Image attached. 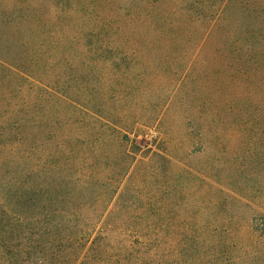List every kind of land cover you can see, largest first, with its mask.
<instances>
[{
    "label": "rangeland",
    "instance_id": "obj_1",
    "mask_svg": "<svg viewBox=\"0 0 264 264\" xmlns=\"http://www.w3.org/2000/svg\"><path fill=\"white\" fill-rule=\"evenodd\" d=\"M128 1L121 4L119 0H0V205L3 195L9 193L14 197L24 181L40 183L43 190L50 186L53 195L61 198L70 191V180H85L86 168L79 163V158L83 159L81 152L70 153L69 133L78 134L80 129L79 126L69 129L71 113L66 97L75 102L101 100V104H107L110 98L103 94V89L116 82L122 84L124 111L138 119V125L129 130L145 138H140L143 141L139 149L127 145L135 152L134 162L121 179L109 211L121 209L117 205L119 194H128L129 199L130 195L137 196L134 191L142 194L152 191L163 203L177 205L174 212L183 209L184 218L203 226L197 240L207 247L215 238L206 226L231 229L230 219L248 215L235 194L251 198L260 208L264 204V165L254 168V184L249 183V188L243 185L240 173L243 154L238 112L244 90L241 71L224 70L226 78L211 71L210 75L220 76L213 75L205 82L198 68L176 72L173 61L164 59L162 63L165 48H152L149 52L141 45L135 47L137 54L116 63L114 70L119 71L118 77H113V72L103 77V71L97 73L92 62L95 54L106 50L99 39L118 33L114 29V33L104 34L101 29L105 22L117 27L120 18L117 12L119 9L126 12ZM108 41L106 47L116 45L111 39ZM213 49V40H207L200 54ZM85 54H90L89 66L95 69L91 77L82 76ZM105 63L97 61L99 68ZM109 69L105 65V70ZM223 81L222 93L218 88ZM123 86L130 87L123 89ZM132 87L138 89L133 96L128 90ZM105 145L104 140H99L94 146V154L98 156L94 178L98 186L108 182L110 176L114 180L113 173L120 168L105 162V155L115 162L112 160L115 150ZM158 154L165 155L171 163L163 162ZM180 171H187L197 179H191L190 183L179 180ZM222 185L229 196H225L226 202L224 195L221 198L218 194ZM76 192L73 190V198ZM217 199L219 202H215ZM59 204L58 210L68 208L83 213L89 210L82 204L72 207L64 202ZM12 208L18 210L16 202ZM241 236V239L230 235L219 237V244H229L235 238L246 242L245 231ZM21 244L17 241L10 249L0 247V264H49V259L44 262L42 255L44 250L47 254V246ZM20 250L28 254L20 255ZM202 259L203 264L210 261L208 250Z\"/></svg>",
    "mask_w": 264,
    "mask_h": 264
},
{
    "label": "trees",
    "instance_id": "obj_2",
    "mask_svg": "<svg viewBox=\"0 0 264 264\" xmlns=\"http://www.w3.org/2000/svg\"><path fill=\"white\" fill-rule=\"evenodd\" d=\"M119 2L123 4L125 0ZM128 4L126 12L122 9L117 12L120 17L117 27L110 22L103 24L102 33L115 29L118 34L99 39L106 50L95 54L96 59L92 60L97 73L103 71L105 77L113 72V77H118L119 71L114 70L116 63H122L125 56L137 54L135 47L141 45L149 52L152 48H165L162 63L164 59L173 61L176 72L198 68L205 82L209 77L220 76L210 75L211 71L223 74L224 70H240L244 86L238 112L243 154L240 173L244 177L243 185L249 188V183L254 184V168L264 165V0H129ZM109 39L116 43L112 47H117L113 49L115 52L106 47ZM207 40H213L214 49L200 54ZM89 56L85 54L84 77L95 73L89 66ZM97 61L106 62L113 70H105V65L99 68ZM131 62L135 61L131 59ZM210 83L208 85L214 89ZM223 84L224 81L218 88L222 93ZM127 87L130 86L123 89ZM121 88L122 84L116 82L106 85L103 94L110 98L107 104H101V100L75 102L65 96L71 113L69 129L76 126L80 129L78 134L69 133L70 153L81 152L83 159L79 158V163L86 168L85 180H70L72 187L61 198L53 195L50 186L43 190L40 183L25 181L14 197L4 194L0 205V247L10 249L17 241L23 246L45 245L48 251L47 254L43 251V261L49 259V264H203L207 250L210 261H205L206 264H264V204L260 208L242 194H235L240 199L231 200L248 210V215L239 214L236 220L230 219L231 229L206 226L215 238L207 247L197 240L203 226L184 218L183 209L174 212L177 205L163 203L152 191L145 194L134 191L137 196L130 195L129 199L128 194H119L117 205L121 209L109 211L121 179L134 162L135 152L127 145L139 149L143 141L140 138H145L129 130L138 125V119L124 111L126 104ZM128 90L131 96L138 92L133 87ZM99 140L115 150L114 158L109 157L115 162L109 161L106 155L103 156L105 162L123 168L113 173L114 180L110 176L108 182H101L100 186L94 178L98 161L94 146ZM214 145L217 148V142ZM158 157L168 165L171 163L165 155ZM196 177L187 171L177 175L187 183ZM219 188L218 194L221 198L224 195L226 202L225 198L229 197L226 188L223 185ZM73 190H77L74 198ZM14 202L18 207L16 211L12 208ZM62 202L69 207L82 204L89 210H84L85 213L68 208L58 210L56 207ZM242 231H245L246 242L235 238L229 244H219V237L230 235L241 239ZM22 253L20 250V255Z\"/></svg>",
    "mask_w": 264,
    "mask_h": 264
}]
</instances>
